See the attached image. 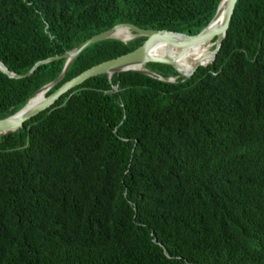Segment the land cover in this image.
I'll return each instance as SVG.
<instances>
[{"label": "trees", "instance_id": "1", "mask_svg": "<svg viewBox=\"0 0 264 264\" xmlns=\"http://www.w3.org/2000/svg\"><path fill=\"white\" fill-rule=\"evenodd\" d=\"M219 2L0 0V61L22 75L120 24L197 35ZM144 40L90 45L47 95ZM65 61L0 71V120ZM145 69L163 80L90 78L0 136V264H264V0L236 1L190 78Z\"/></svg>", "mask_w": 264, "mask_h": 264}, {"label": "water", "instance_id": "2", "mask_svg": "<svg viewBox=\"0 0 264 264\" xmlns=\"http://www.w3.org/2000/svg\"><path fill=\"white\" fill-rule=\"evenodd\" d=\"M236 1L237 0H220L213 19L197 35L190 36L166 30H145L132 24H120L107 31L92 36L91 38L84 41L79 46L62 56H55L47 60L37 62L27 73L22 75L11 73L0 61V71L2 73L7 75L9 78L24 79L31 76L36 68L42 64H46L48 62L56 61L59 59L66 60L63 71L58 78L36 92L31 98H29L27 103L21 109L16 111L14 114L0 120V136L9 135L14 132H20L26 122L32 120L42 112H45L46 110L55 106V104L60 100L62 96L71 92L73 89L77 88L88 79L94 78L99 75H105L108 79H110L111 76L115 73L134 71L144 73L152 78L163 80L161 77L145 69V65L148 63H158L174 68L179 76L183 77L182 81L190 78L199 67H206L208 64L214 61L217 53L221 48L222 41L226 35ZM221 11L223 12V17L221 22L217 23L218 19L221 17ZM118 27H125L131 33L132 38L128 41H131L137 37H144V42L141 46L127 54L105 61L83 71L76 77L63 83L52 93L45 95V97L41 101L34 103L31 102V100L34 99L39 92H41L42 90H47L48 92L55 84H57L64 77L71 61L90 45L106 39H117L124 43L128 42L118 39L114 36V32ZM211 38H215L216 40L210 62L207 65H202V63L196 64L187 75H181L179 70L176 68L182 57L181 54L176 57H160L152 54L154 44H156L157 42H165L173 47H178L181 45L188 46L191 43L205 42ZM175 80L176 78H169L167 81L174 83Z\"/></svg>", "mask_w": 264, "mask_h": 264}, {"label": "bare ground", "instance_id": "3", "mask_svg": "<svg viewBox=\"0 0 264 264\" xmlns=\"http://www.w3.org/2000/svg\"><path fill=\"white\" fill-rule=\"evenodd\" d=\"M222 17L223 12L221 11V17L218 19L217 23L221 22ZM114 36L124 41H128L132 38L131 33L125 27L116 28ZM214 39L215 38H211L205 42L191 43L188 46L181 45L178 47H173L165 42H157L154 44L152 54L160 57H176L181 54L182 57L176 68L182 72L183 75H187L196 64L202 63V65H207L210 62L213 53ZM46 92L47 90H42L31 102L41 101L45 95H47Z\"/></svg>", "mask_w": 264, "mask_h": 264}, {"label": "rangeland", "instance_id": "4", "mask_svg": "<svg viewBox=\"0 0 264 264\" xmlns=\"http://www.w3.org/2000/svg\"><path fill=\"white\" fill-rule=\"evenodd\" d=\"M215 40V39H214ZM214 46H215V41H214ZM213 49H214V47H213Z\"/></svg>", "mask_w": 264, "mask_h": 264}]
</instances>
